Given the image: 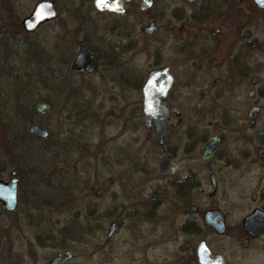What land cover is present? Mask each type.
<instances>
[{
  "label": "rangeland",
  "instance_id": "374dc122",
  "mask_svg": "<svg viewBox=\"0 0 264 264\" xmlns=\"http://www.w3.org/2000/svg\"><path fill=\"white\" fill-rule=\"evenodd\" d=\"M91 17L92 31L84 26L82 31L92 35L94 44L121 40L122 28L130 37L126 52H117L93 76L75 74L63 61L46 60L47 51L50 56L59 41L57 34L62 33L56 24L50 32L45 27L36 33L29 50L0 45V167L8 179L10 170L20 166L19 178L27 192L14 212L0 207V264H46L66 248L74 254L69 264H189V249L198 242L181 230L187 217L183 211L189 206L184 180L189 174V65L158 57L157 35L142 32L151 15L129 12L120 19ZM109 22L112 31L107 30ZM73 30L66 32V39L77 37ZM12 33V38L20 37ZM163 65H171L176 76L166 104L178 110L166 123V147L185 165L169 176L159 172L161 148L154 131L145 129L140 112L143 80ZM29 66L30 83L21 70ZM127 71L136 72L132 80L125 77ZM139 78L137 89L134 83ZM25 79L35 97H46L52 104V109L40 114L50 135L41 147L45 161L33 166L10 155L2 138L8 101ZM235 130L232 136L241 141L251 134L246 127ZM97 189L102 190L98 196ZM34 191H39L36 198ZM242 194L248 200L250 190ZM238 202L225 206L230 219L246 212L247 205ZM112 221L116 231L106 242ZM48 237L53 241L47 243ZM219 244L230 264H250L234 255L228 235L219 237Z\"/></svg>",
  "mask_w": 264,
  "mask_h": 264
},
{
  "label": "flooded vegetation",
  "instance_id": "af4514ba",
  "mask_svg": "<svg viewBox=\"0 0 264 264\" xmlns=\"http://www.w3.org/2000/svg\"><path fill=\"white\" fill-rule=\"evenodd\" d=\"M40 1L51 4L54 16L41 22L35 31H27L23 21ZM78 3L76 0H0V45L12 49L21 45L29 50L36 33L45 27L50 32L51 25L56 24L54 27L62 33L57 34L59 41L50 56L47 51L46 60L63 61L71 72L93 76L100 66L111 63L117 52L121 55L126 52L124 47H128L126 41L130 37L122 28L121 40H99L94 44L92 35L82 31L84 28L92 31L91 16L120 19L129 12L151 15L142 32L157 35L158 57L166 59L167 63L189 65V174L184 179L189 187V213L186 222L189 233L198 240L189 249V264H200L197 252L201 244L209 251L205 255L208 264H218V261L230 264L219 244V237L225 234L240 262L264 264V140H254L256 132L264 131V0H122V13L99 11L94 0ZM107 24V30L112 31L111 23ZM73 27L77 37L66 39V32ZM12 32L20 37L12 38ZM83 44L86 51L82 55V66L72 69L71 64ZM92 54V71L87 72L85 68ZM24 55L29 57V52ZM165 66L169 67L173 83L162 101L169 115L165 120V143L159 147L171 160L179 162L166 147V123L176 109L170 108L166 100L176 76L171 65L152 71ZM135 73L127 71L125 77L132 80ZM121 74L123 77L124 72ZM141 106L140 103V112ZM258 123L261 125L254 128ZM242 127L251 133L245 141L232 136L236 128ZM148 130L155 134L154 127ZM15 170L19 188V174ZM179 170L169 168L166 176ZM3 173L0 167L1 180L11 179L10 176L3 178ZM246 189L250 190L248 200L242 194ZM235 192L237 195L233 198ZM238 200L247 205L246 212L242 217L230 219L225 206L240 205ZM0 207L3 208L1 203Z\"/></svg>",
  "mask_w": 264,
  "mask_h": 264
},
{
  "label": "water",
  "instance_id": "95a60500",
  "mask_svg": "<svg viewBox=\"0 0 264 264\" xmlns=\"http://www.w3.org/2000/svg\"><path fill=\"white\" fill-rule=\"evenodd\" d=\"M122 0H104V3L101 4L100 0H94V6L99 11H108L113 13H122L123 6L121 4ZM54 16V11L50 3L46 1H40L36 4L32 14L25 18L23 25L27 31H35L37 26ZM86 51V45L83 44L80 46V49L77 53L76 58L71 64L72 69H79L83 63L82 55ZM92 62L93 54L90 55V58L87 61L85 71H92ZM173 83V77L169 73V67L165 66L163 68H158L152 71L147 78L145 79L141 87V112L144 116V126L149 129L154 127L156 141L160 146H163L165 143L166 129H165V120L169 115L168 109L163 105L162 101L166 98L169 89ZM49 104L44 101H38L35 104V111L38 114H42L49 109ZM175 115H178V110L174 109L172 111ZM27 133L29 135L35 136L39 139H46L49 136L48 130L43 128L40 124L33 122L27 126ZM264 140V131H258L254 135V140ZM158 164L159 171L161 175L166 176L171 171H176L183 168V163L176 162L171 160L167 155L165 150L161 151L158 155ZM16 170L10 171L11 179L4 181L0 179V203L3 205L6 212H12L17 207L18 200V180L16 177ZM102 192L101 189L95 191V195H100ZM185 215L189 213V207L185 208L183 211ZM116 231V223L110 222L108 229L105 234V241L108 242L111 240L112 236ZM203 245V244H201ZM199 245L197 252V259L200 264H208L206 261V256L209 254L208 249ZM74 255L70 249H64L57 252L52 256L47 264H67L73 259ZM205 257V259H204ZM42 264V263H34ZM218 264H221V261H218Z\"/></svg>",
  "mask_w": 264,
  "mask_h": 264
},
{
  "label": "trees",
  "instance_id": "16d2710c",
  "mask_svg": "<svg viewBox=\"0 0 264 264\" xmlns=\"http://www.w3.org/2000/svg\"><path fill=\"white\" fill-rule=\"evenodd\" d=\"M21 46V45H20ZM12 48V47H10ZM14 49V48H13ZM35 68V66H34ZM31 67L29 66L27 69H21L24 77H27L28 83H30V76L28 72ZM34 70V69H33ZM25 79L23 81V87L19 89L18 93H12L11 97L8 101L7 106V119L3 121L2 138L5 139L7 145L6 148L10 155L14 157L20 158L21 161L28 162L32 166L37 164L38 160L45 161L44 150L41 148L45 141H49L48 137L45 140L38 139L34 136H30L26 132L25 124L31 122H37L42 127L45 128L44 122L40 119V115L35 112V103L37 101H44L49 103L50 109H52V104L49 100L45 98H37L34 95V91L32 87H30ZM132 83V82H131ZM141 79H138V83H134V86L138 89L140 86ZM133 84V83H132ZM64 91V88L62 89ZM49 109V110H50ZM27 127V126H26ZM50 136V135H49ZM18 174L20 177L21 167L17 168ZM21 178V177H20ZM19 178V179H20ZM39 191L33 192V197L39 196L37 193ZM26 189L23 180H20L19 185V202L18 206L22 205L26 198ZM41 197V196H40ZM36 198V197H35ZM183 233L189 234V226L185 221L181 227ZM53 241V237H48L47 243Z\"/></svg>",
  "mask_w": 264,
  "mask_h": 264
},
{
  "label": "snow or ice",
  "instance_id": "6c2138e0",
  "mask_svg": "<svg viewBox=\"0 0 264 264\" xmlns=\"http://www.w3.org/2000/svg\"><path fill=\"white\" fill-rule=\"evenodd\" d=\"M100 3L103 4L104 3V0H100Z\"/></svg>",
  "mask_w": 264,
  "mask_h": 264
}]
</instances>
